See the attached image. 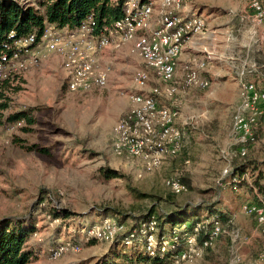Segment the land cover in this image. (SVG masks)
<instances>
[{
	"label": "rangeland",
	"instance_id": "1",
	"mask_svg": "<svg viewBox=\"0 0 264 264\" xmlns=\"http://www.w3.org/2000/svg\"><path fill=\"white\" fill-rule=\"evenodd\" d=\"M224 3L213 19L227 22V26L202 44L211 52L209 67L221 72L229 67L240 70L245 61L243 69L248 68L250 78L259 81L264 75V27L253 33L246 14L240 13L243 0ZM200 17L208 21L205 14ZM230 34L234 40L226 38ZM129 44L107 48L104 63L100 59V66L110 70L106 89L69 92L63 58L54 53H45L39 61L11 72L12 87L17 90L8 93V113L27 111L34 122L0 129V219L35 226L30 245L41 247L29 264H94L113 243L85 241L82 232L106 217H116L130 228L141 211L153 206L165 212L184 210L189 222L218 220L215 212H222L227 217L222 218V235L200 258L183 264H264V259H259L264 234L254 217L242 210L245 204H256V191L249 193L243 186L234 189L231 183L230 172L237 158L231 122L237 103L230 81H211L206 89L177 87L169 103L178 111L184 147L176 158L147 171L113 153V128L128 112L129 95L135 92L133 73L150 76L145 91L158 83ZM8 72V68L2 69L3 75ZM16 139L19 142H14ZM248 157L264 164L263 134L249 146ZM261 169L264 172V165ZM103 170H113L120 177L106 180ZM250 175L243 177L247 183H251ZM171 179H188L190 187L174 195L165 185ZM260 200L264 202L262 197ZM49 208L65 209L74 216L62 222L48 215ZM51 238L60 244L78 242L82 250L52 261L46 251ZM133 243L142 251L138 241ZM133 243L125 249L133 248Z\"/></svg>",
	"mask_w": 264,
	"mask_h": 264
},
{
	"label": "built area",
	"instance_id": "2",
	"mask_svg": "<svg viewBox=\"0 0 264 264\" xmlns=\"http://www.w3.org/2000/svg\"><path fill=\"white\" fill-rule=\"evenodd\" d=\"M188 2L190 0H124L122 16L111 26L98 29L92 15L72 32L48 26L39 41L31 35L16 42L18 51L4 67L9 72L3 77L11 76V72L39 61L45 53H54L63 58L69 92L82 94L106 89L110 70L100 66L101 54L109 47L117 49L132 43V53L139 57L158 83L145 91L150 76L141 71L133 73L135 92L129 95L128 112L113 128L111 147L115 155L152 171L164 161L176 158L184 147V134L177 124L178 111L169 103L178 85L181 83L193 89L210 86L209 79L203 76L208 60L202 56H190L183 65L181 81L176 77L184 45L192 38L204 35L206 30V22L200 15L184 13ZM243 2L252 31L257 34L264 27L263 0ZM259 133L264 135V90L258 89L242 72L238 76V104L231 122L236 155L245 156L249 146L256 143ZM243 177L242 180L245 179ZM237 182V179L231 182L234 189H237ZM165 185L174 195L186 192L187 188L178 179L167 180ZM242 210L244 214L254 217L259 232L264 234V202L245 204ZM184 229V225L174 229L171 239L162 237L158 242L156 221L153 218L143 225L140 235H137L129 232V228L116 217H106L86 227L82 236L85 241L108 245L122 237L126 246L144 239L145 251L153 256L157 247L161 254L169 246L176 247L180 239L179 232ZM207 229V237L199 243L200 232ZM223 232L222 223L218 220L197 222L193 225L192 234L183 237L182 249L171 257L170 262L150 264H183L200 258ZM81 250L79 243L67 241L49 250L48 255L50 260L55 261L65 254H79ZM259 259H264V246Z\"/></svg>",
	"mask_w": 264,
	"mask_h": 264
},
{
	"label": "trees",
	"instance_id": "3",
	"mask_svg": "<svg viewBox=\"0 0 264 264\" xmlns=\"http://www.w3.org/2000/svg\"><path fill=\"white\" fill-rule=\"evenodd\" d=\"M124 0H31V2L23 3L19 0H0V129L15 126L20 122L26 125H32L33 120L29 117L27 111H18L8 113L10 98L8 93L13 89V77H3L2 69L8 64L13 54L18 51L16 42L21 39L28 38L31 35L39 41L45 29L48 26L55 30H66L72 32L80 27V25L90 15L93 16L97 23L98 29L105 26H111L114 21L122 16ZM22 131H28L22 128ZM14 142H19L17 139ZM248 158V159H247ZM263 162L245 156L237 158L234 161L231 179H237L236 187H245L249 193H253V199L256 204L264 200V172L261 166ZM251 174V183H247L242 177L245 174ZM104 179L110 180L120 177L113 170H103ZM180 182L186 187H190L188 179H181ZM232 186L234 184L232 183ZM43 191H41V194ZM44 201L41 198V203ZM153 206L151 209L143 210L133 219V224L129 228V232H135L140 235L143 225L154 219L156 221V239L160 242L162 237L172 238L174 229H179L183 225L185 229L179 232V242L174 248L168 247L164 254H161L157 247L155 254L151 256L145 251L144 239L139 242L142 251H138L133 243V248L126 250L124 242L115 241L105 255L98 258L94 264H150L170 262L171 257L181 250L183 247V237L192 234L193 225L199 220L188 221L187 213L184 210L165 212L157 210ZM47 213L53 219L62 222L74 216V213L65 209H47ZM212 209H208V216L211 215ZM218 221L222 222L224 217L222 212H215ZM218 213V214H217ZM207 218L206 220H211ZM120 221V220H119ZM204 221V220H203ZM224 221V220H223ZM122 222V220L120 221ZM33 223L25 225L24 221L12 218L0 219V264H29L37 256V248L30 245V239L36 233ZM210 229V228H209ZM207 230H202L199 234V243L207 237ZM47 243L46 251L56 247V239H51ZM93 242V241H92ZM78 243V242H75ZM115 246V247H114ZM117 246H120L117 247Z\"/></svg>",
	"mask_w": 264,
	"mask_h": 264
},
{
	"label": "crops",
	"instance_id": "4",
	"mask_svg": "<svg viewBox=\"0 0 264 264\" xmlns=\"http://www.w3.org/2000/svg\"><path fill=\"white\" fill-rule=\"evenodd\" d=\"M224 1L225 0H191L188 4L185 5L184 13L196 14V15L205 14L208 21L204 19L206 22V30H205L204 35L196 36L184 45L182 54L177 64L176 77L179 81H181V78L183 76V65L190 56H193V55L202 56L208 60V66L203 76L209 79L210 82L211 81L218 82V80H224V79L230 81L233 87H235L236 103L238 104V76L239 74L242 72H245L246 79L253 82L256 85V87L261 90H264V75H261V78L259 81L251 79L249 69L248 68L247 70L243 69L244 66L246 65L245 61L241 63L240 70L239 69L232 70V68L229 67V69H227L226 71L221 72L220 70H214L212 67H209V64L211 61V57L209 58V55H211V52L208 51L209 50L208 45L202 46V44L203 43L206 44L209 38L214 37V35L215 37L218 36L217 33H220L219 30L227 26L226 24L227 22L216 21V19H213L214 18L213 14L214 13L217 14V12L220 11L221 7H224L225 5ZM263 3H264V0H263ZM241 7H242V10H240V13L245 14V3L241 5ZM233 13L234 11L232 12V14ZM239 18H240V21L244 19L242 16H240ZM234 21L236 22L237 19H234ZM226 38L230 40H234V37L231 34L227 35ZM129 45H131V43ZM104 53L106 55V50L103 51L100 57L102 63H104L105 61ZM109 83H110V78H109ZM179 85H182V84L180 83ZM179 119L180 117L177 119L178 125H179ZM258 198L261 199L260 196H258ZM49 242L51 241L49 240L48 243ZM55 243L57 245L60 244L59 240L57 239ZM38 247H41V246H38ZM91 253H92L91 255H93V251Z\"/></svg>",
	"mask_w": 264,
	"mask_h": 264
},
{
	"label": "water",
	"instance_id": "5",
	"mask_svg": "<svg viewBox=\"0 0 264 264\" xmlns=\"http://www.w3.org/2000/svg\"><path fill=\"white\" fill-rule=\"evenodd\" d=\"M110 245V244H109Z\"/></svg>",
	"mask_w": 264,
	"mask_h": 264
}]
</instances>
